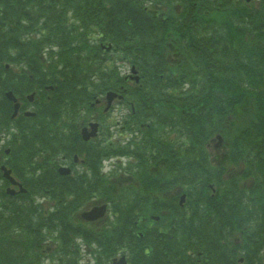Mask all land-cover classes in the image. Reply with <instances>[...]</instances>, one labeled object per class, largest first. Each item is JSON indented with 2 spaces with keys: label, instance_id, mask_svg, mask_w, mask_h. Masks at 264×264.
I'll return each mask as SVG.
<instances>
[{
  "label": "trees",
  "instance_id": "trees-1",
  "mask_svg": "<svg viewBox=\"0 0 264 264\" xmlns=\"http://www.w3.org/2000/svg\"><path fill=\"white\" fill-rule=\"evenodd\" d=\"M7 5L0 10V164L4 141L27 192H5L0 171V264H77L76 237L93 264L121 245L137 264H197L188 248L201 250L208 264H264V0ZM11 61L18 70L5 83L3 62ZM124 61L137 69V82L120 74ZM33 81L40 82V109L14 122L3 91L18 94ZM45 85L53 87L49 99ZM106 89L121 92L130 136L107 140L100 151L134 159L115 168L117 176L94 168L92 175H55L40 158L77 150L78 121ZM216 134L221 148L211 142ZM188 157L195 165L184 163ZM37 166L39 175H23ZM180 187L182 206L175 202ZM95 197L111 205L103 230L77 213ZM157 210L164 211L155 221ZM150 235L160 239L145 240Z\"/></svg>",
  "mask_w": 264,
  "mask_h": 264
},
{
  "label": "bare ground",
  "instance_id": "bare-ground-1",
  "mask_svg": "<svg viewBox=\"0 0 264 264\" xmlns=\"http://www.w3.org/2000/svg\"><path fill=\"white\" fill-rule=\"evenodd\" d=\"M3 80L5 81V77L4 76H3ZM108 91H109V89H106L103 92L106 93ZM78 122L81 125H88L89 124V122L84 117L79 119ZM110 129H112V127ZM120 142H122V141H120ZM222 146H223L222 145V137L219 134V136L215 139L214 147L215 148H221ZM211 147H212L213 150L215 149L213 146H211ZM88 155H92L94 157V155L91 154V153H89ZM63 156H71V153L70 152L63 153ZM196 159H197L196 157H188L186 159V161L184 160V163L186 162L187 166H193V165H195L194 160H196ZM115 176H117V175H115ZM250 182H252V179H250ZM130 264H137V263H133V260H132V262Z\"/></svg>",
  "mask_w": 264,
  "mask_h": 264
},
{
  "label": "water",
  "instance_id": "water-1",
  "mask_svg": "<svg viewBox=\"0 0 264 264\" xmlns=\"http://www.w3.org/2000/svg\"><path fill=\"white\" fill-rule=\"evenodd\" d=\"M15 107H16V106H15ZM92 126H95V124H92ZM5 175H6L7 177H9V178L12 180V178H11L10 176H8V171L5 172Z\"/></svg>",
  "mask_w": 264,
  "mask_h": 264
},
{
  "label": "rangeland",
  "instance_id": "rangeland-1",
  "mask_svg": "<svg viewBox=\"0 0 264 264\" xmlns=\"http://www.w3.org/2000/svg\"><path fill=\"white\" fill-rule=\"evenodd\" d=\"M115 113H116V111H114V112L112 113V116H115ZM112 120H113V118H112Z\"/></svg>",
  "mask_w": 264,
  "mask_h": 264
}]
</instances>
